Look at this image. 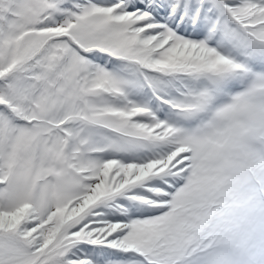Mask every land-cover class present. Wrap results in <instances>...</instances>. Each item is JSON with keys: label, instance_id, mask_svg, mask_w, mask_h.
<instances>
[{"label": "snow or ice", "instance_id": "snow-or-ice-1", "mask_svg": "<svg viewBox=\"0 0 264 264\" xmlns=\"http://www.w3.org/2000/svg\"><path fill=\"white\" fill-rule=\"evenodd\" d=\"M0 264H264V0H0Z\"/></svg>", "mask_w": 264, "mask_h": 264}]
</instances>
